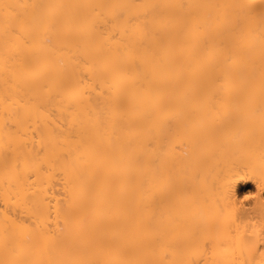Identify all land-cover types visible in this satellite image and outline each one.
<instances>
[{"label": "bare ground", "instance_id": "6f19581e", "mask_svg": "<svg viewBox=\"0 0 264 264\" xmlns=\"http://www.w3.org/2000/svg\"><path fill=\"white\" fill-rule=\"evenodd\" d=\"M0 264H264V0H0Z\"/></svg>", "mask_w": 264, "mask_h": 264}, {"label": "rangeland", "instance_id": "374dc122", "mask_svg": "<svg viewBox=\"0 0 264 264\" xmlns=\"http://www.w3.org/2000/svg\"><path fill=\"white\" fill-rule=\"evenodd\" d=\"M238 198L243 202V204L246 206H250L252 200L256 197L257 192L254 187V184L251 180H246L236 187ZM247 197V199H245Z\"/></svg>", "mask_w": 264, "mask_h": 264}, {"label": "snow or ice", "instance_id": "6c2138e0", "mask_svg": "<svg viewBox=\"0 0 264 264\" xmlns=\"http://www.w3.org/2000/svg\"><path fill=\"white\" fill-rule=\"evenodd\" d=\"M245 199H247V197H245Z\"/></svg>", "mask_w": 264, "mask_h": 264}]
</instances>
